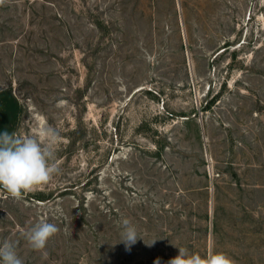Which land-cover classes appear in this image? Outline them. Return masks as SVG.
<instances>
[{"label":"rangeland","instance_id":"obj_1","mask_svg":"<svg viewBox=\"0 0 264 264\" xmlns=\"http://www.w3.org/2000/svg\"><path fill=\"white\" fill-rule=\"evenodd\" d=\"M0 91L10 133L62 136L59 175L21 200L0 188V243L23 264L179 247L264 264V0H5ZM40 220L60 229L43 252L21 235Z\"/></svg>","mask_w":264,"mask_h":264},{"label":"clouds","instance_id":"obj_2","mask_svg":"<svg viewBox=\"0 0 264 264\" xmlns=\"http://www.w3.org/2000/svg\"><path fill=\"white\" fill-rule=\"evenodd\" d=\"M5 0H0L3 4ZM62 136L57 128L45 125L31 136H19L15 131L0 133V188L15 200L47 185L61 173L57 163V149ZM121 240L126 245L135 244L137 227L129 218L120 221ZM55 223L40 220L21 230L22 237L31 249L43 252L48 241L59 232ZM0 264H23L17 253V241L5 239L0 243ZM169 264H235L226 253L209 250L205 255L179 247V254Z\"/></svg>","mask_w":264,"mask_h":264},{"label":"trees","instance_id":"obj_3","mask_svg":"<svg viewBox=\"0 0 264 264\" xmlns=\"http://www.w3.org/2000/svg\"><path fill=\"white\" fill-rule=\"evenodd\" d=\"M18 114V105L11 93L0 91V133H10Z\"/></svg>","mask_w":264,"mask_h":264},{"label":"flooded vegetation","instance_id":"obj_4","mask_svg":"<svg viewBox=\"0 0 264 264\" xmlns=\"http://www.w3.org/2000/svg\"><path fill=\"white\" fill-rule=\"evenodd\" d=\"M2 189V188H1Z\"/></svg>","mask_w":264,"mask_h":264}]
</instances>
